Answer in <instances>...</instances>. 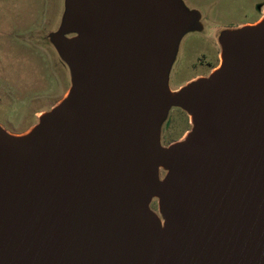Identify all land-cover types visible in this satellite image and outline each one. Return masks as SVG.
<instances>
[{"label": "water", "instance_id": "1", "mask_svg": "<svg viewBox=\"0 0 264 264\" xmlns=\"http://www.w3.org/2000/svg\"><path fill=\"white\" fill-rule=\"evenodd\" d=\"M194 15L66 1L51 36L66 97L24 135L0 128V264H264V17L220 34L219 68L173 92ZM171 107L191 129L163 147Z\"/></svg>", "mask_w": 264, "mask_h": 264}, {"label": "rangeland", "instance_id": "2", "mask_svg": "<svg viewBox=\"0 0 264 264\" xmlns=\"http://www.w3.org/2000/svg\"><path fill=\"white\" fill-rule=\"evenodd\" d=\"M66 1L0 0V128L12 136L29 132L71 86L69 68L51 42L52 35L63 32ZM178 1L196 18L177 44L168 78L173 92L216 63L217 36L252 25L264 8V0ZM188 118L180 108H170L160 127L161 146L184 134ZM165 174L160 170L159 179ZM149 207L162 220L157 199Z\"/></svg>", "mask_w": 264, "mask_h": 264}, {"label": "flooded vegetation", "instance_id": "3", "mask_svg": "<svg viewBox=\"0 0 264 264\" xmlns=\"http://www.w3.org/2000/svg\"><path fill=\"white\" fill-rule=\"evenodd\" d=\"M264 17V15L263 14H261V16H260V19H262ZM260 19H258L257 21H259ZM257 21H255V23L257 22ZM255 23H252V25L253 24H255ZM217 39H218V36H217ZM220 49V48H219ZM216 63L214 64V65H212V66H210L209 68H208V70L206 71V73H204V74H199V75H197L195 78H192V79H190L189 81H187L186 82V84H188V83H190V82H193V81H195V80H198V79H200V78H205V77H207V76H209V74L210 73H212L218 66H219V64H220V50L216 53ZM185 86V85H184ZM181 88V87H180ZM179 88V89H180ZM190 121H189V118H188V123H189ZM190 129H191V125H190V127L184 132V134L177 140V141H179V140H181V138H184V136L190 131ZM176 141V142H177ZM175 142V141H174ZM174 142H169V143H166V145H164L165 147H167L168 145H170V144H172V143H174Z\"/></svg>", "mask_w": 264, "mask_h": 264}, {"label": "crops", "instance_id": "4", "mask_svg": "<svg viewBox=\"0 0 264 264\" xmlns=\"http://www.w3.org/2000/svg\"><path fill=\"white\" fill-rule=\"evenodd\" d=\"M262 14L264 15V8L262 9ZM57 103H58V102H57ZM57 103H56V104H57ZM56 104H55V105H56ZM55 105H54V106H55ZM38 114H39V113H37V115H38ZM38 116H39V115H38Z\"/></svg>", "mask_w": 264, "mask_h": 264}]
</instances>
